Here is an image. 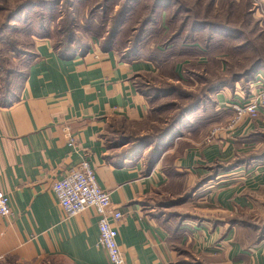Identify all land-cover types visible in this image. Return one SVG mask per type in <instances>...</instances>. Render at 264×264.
Masks as SVG:
<instances>
[{
	"label": "crops",
	"instance_id": "crops-1",
	"mask_svg": "<svg viewBox=\"0 0 264 264\" xmlns=\"http://www.w3.org/2000/svg\"><path fill=\"white\" fill-rule=\"evenodd\" d=\"M123 32L113 42L107 35L92 37L67 53L42 38L20 96L0 106V191L12 209L0 216V264L48 258L110 264L98 244L95 212L65 217L52 190L84 151L99 185L124 215L118 243L129 263L264 264V112L226 129L234 115L230 105L247 102L261 88L224 84L204 101H212L215 111L208 128L190 121L199 117L195 110L177 127V139L119 159L106 145L111 128L148 120L151 98L164 102L168 86L184 89L187 82L198 90L194 79L208 76L212 60L221 68L224 62L221 55L202 53L199 44L122 49ZM193 46L199 47L194 53ZM71 136L78 150L69 145ZM154 148L160 152L151 155ZM214 167H224L222 174L193 190ZM172 187L177 196L168 193ZM177 197L175 205L185 204L189 218L167 216L165 199Z\"/></svg>",
	"mask_w": 264,
	"mask_h": 264
},
{
	"label": "rangeland",
	"instance_id": "rangeland-1",
	"mask_svg": "<svg viewBox=\"0 0 264 264\" xmlns=\"http://www.w3.org/2000/svg\"><path fill=\"white\" fill-rule=\"evenodd\" d=\"M105 1L0 0V103L10 102L20 96L27 70L35 57L37 43L42 38L49 37L53 39L55 44L62 43L61 46L64 48L69 38H74L75 46L77 47L86 44L92 37L100 36L102 31L99 29V25L103 17L102 11L108 6ZM145 1L152 5L155 0ZM210 1L179 0V3H182L184 8L187 7L194 11V17L197 20L214 21L219 26L235 31L236 35L234 36H227L228 34H224L223 36L216 35L213 45L218 44L222 49L220 52L216 51L215 54L223 55L222 57L225 56V59L223 68L217 67V64L210 67L207 74L208 77L211 79L229 78L235 81L234 84L238 83L239 88L249 87L255 90L256 88H261L260 85L251 83L248 80L254 69H256L255 75L264 80V0ZM115 2H120V0H111L109 3L110 8ZM172 3L174 4V2ZM103 5L104 9L98 10V7ZM172 9L175 8L172 6ZM113 13L114 11L110 15ZM180 15L179 24H176V27H179V29L183 25L182 20L185 17V10L181 11ZM136 16V14L130 16V24H133ZM111 26H113L112 23H109L108 27L110 28ZM188 33V31L184 33L183 39ZM154 39V41L161 40V36ZM198 44L200 48L204 46L203 42ZM183 75L185 77V74ZM256 76L255 79L257 80ZM194 80L197 82L196 84H201V81L198 79ZM189 84H194V81L185 84L184 89L186 91H190V88H194L193 91H198L196 86ZM167 85L165 84V86ZM188 86L191 87L189 88ZM262 90L264 89L261 88L259 92L262 93ZM259 92H253L251 97ZM186 102L187 99L176 95L168 97L164 102H161L157 98L151 99L148 120L130 124L121 122L114 129L111 128L106 141L109 153L119 159H123L134 155L138 150L146 148L144 146L153 141L151 138L155 133H161V130L171 125L178 118L179 108ZM212 107L213 102L211 101L204 106L207 110L201 109L198 110L199 112L196 111L198 113L196 115L203 117L201 119L203 121L198 122L194 119H190V121L195 122L203 128H208L210 124L208 122H211V119L215 118V111ZM228 123L226 124V129ZM176 130L172 133V140L169 142L178 138V136L174 135ZM127 141L133 144L128 148L117 149L119 144H124ZM243 169L246 170L245 168ZM222 170V168H214L203 181L207 179H210V182L215 180L218 175L222 174ZM208 182L200 190L207 187ZM177 191L176 187H172L168 193L175 192L177 196ZM189 193H191V190L183 194L182 197H186ZM179 199V197L175 200L165 199L163 208H166V211L171 213L167 214V216L175 217L173 214H176L177 217L174 219L177 218L178 220L189 218L187 214L188 208H186L185 204L175 205L180 202ZM253 216L254 218L249 217V219L254 220L255 215L253 214ZM9 264L68 263L61 259L48 258L31 262L17 260V263L11 260Z\"/></svg>",
	"mask_w": 264,
	"mask_h": 264
},
{
	"label": "trees",
	"instance_id": "trees-1",
	"mask_svg": "<svg viewBox=\"0 0 264 264\" xmlns=\"http://www.w3.org/2000/svg\"><path fill=\"white\" fill-rule=\"evenodd\" d=\"M110 1L111 0L105 1L108 5L106 9H104V5L98 7V10L104 9L102 11L103 17L99 25V29L102 31L100 36L107 35L111 42H113L115 41L117 35H119L121 30L123 29V36L120 41V48L122 49L133 48L138 44H141L142 46H149L153 43H155L157 48H159V46L169 47L172 45L176 46V48H179L180 44L192 45L203 42L205 51L202 50V53L208 52L210 55L213 54L212 56H214L216 51L220 52L222 49L218 44L213 45L216 35H236L235 31H232V29L219 26L214 21L197 20V18L194 17V11L187 7L184 8L182 6V3H179V0H155L152 5L146 3L145 0H120V2L113 3V6L111 8L109 5ZM172 2H174V4ZM210 2H213V0H211ZM172 6L175 9H172ZM116 7L117 11L115 12ZM158 10L160 11L158 12ZM183 10H185V17H183V25L179 29V27H176V24H179V16H181L180 13ZM113 11L114 13L110 15V13ZM146 12H148V14H146ZM164 12L165 16L163 17ZM133 14H136L137 16L133 21V24H130V16ZM109 23H112L113 25L110 28L108 27ZM186 31H188L189 33L186 35V37L184 36L183 39V35ZM160 36L161 40L154 41V38H159ZM148 38L150 39V41ZM61 44L62 43L57 44L58 48H60L63 53H67L71 46H75L74 38H69L66 42V45L69 46L65 45V47L63 48ZM197 48L199 47H191V52L194 53L198 50ZM217 55L219 54H216L215 56ZM223 58L225 59V56ZM211 63L217 64V67L219 68L221 67V61L217 59L212 60ZM255 71L256 69H254V71L252 70L250 79L248 80L251 83H253L255 80ZM197 79L201 81L200 85L202 86L198 89L197 92H189L179 86H168V89L164 90V92H167V96L176 95L180 98H189L190 100L192 99V101H189L182 105V107L179 108L178 118L174 120L171 125H168L163 130H161V133H155L151 138L153 139V141L144 147L148 148L150 144H156L159 141L161 142L162 140L171 137L172 133L177 129V127L182 126L187 117L195 110H207V108H204V106L206 105V102L204 103V101L208 97L209 92L216 91L224 84L233 85L235 82L226 77L211 79L210 77L205 75H202ZM12 101L0 103V106L8 105ZM202 118L203 117H198L196 120L198 122L203 121L201 120ZM188 126L191 127V125ZM130 141L127 142L130 143V145L133 144ZM159 152L160 151L154 148L151 150V155H156ZM218 168L223 169L224 167ZM209 180L210 179L204 181L202 180V182L200 181L193 190L200 189Z\"/></svg>",
	"mask_w": 264,
	"mask_h": 264
},
{
	"label": "built area",
	"instance_id": "built-area-1",
	"mask_svg": "<svg viewBox=\"0 0 264 264\" xmlns=\"http://www.w3.org/2000/svg\"><path fill=\"white\" fill-rule=\"evenodd\" d=\"M253 83L264 89L263 79L257 77ZM254 96L245 103L235 102L230 105L234 116L228 123L227 129L231 130L236 127L247 115L255 119L264 111V90ZM215 132L216 129L212 135H215ZM69 145L76 150L79 148L77 140L72 136L69 139ZM52 190L65 217H74L87 209L95 212L98 216L100 231L98 244L105 250L110 264H134L126 260L118 243L117 224L124 215L113 206L110 193L99 185L89 152L82 153L81 162L62 179L57 180L53 184ZM11 213L9 196L0 191V216L6 217Z\"/></svg>",
	"mask_w": 264,
	"mask_h": 264
}]
</instances>
